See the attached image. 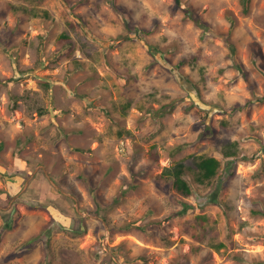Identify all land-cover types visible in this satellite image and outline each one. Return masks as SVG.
<instances>
[{"label":"rangeland","instance_id":"1","mask_svg":"<svg viewBox=\"0 0 264 264\" xmlns=\"http://www.w3.org/2000/svg\"><path fill=\"white\" fill-rule=\"evenodd\" d=\"M112 1L0 0V264H264V0Z\"/></svg>","mask_w":264,"mask_h":264},{"label":"trees","instance_id":"2","mask_svg":"<svg viewBox=\"0 0 264 264\" xmlns=\"http://www.w3.org/2000/svg\"><path fill=\"white\" fill-rule=\"evenodd\" d=\"M242 4L244 6L245 9H247L248 7V2L249 0H241ZM108 3L112 6L115 7V3L112 0H108ZM124 17H126L124 15ZM227 18L229 20H232V16L230 13L227 14ZM70 27H73L74 29V25L72 23H68ZM202 26H205L202 24ZM125 27L128 28V26L125 24ZM134 31L136 34L137 33H141V32H146L145 29H141V27L137 26V27H133ZM68 40H69V33L67 31H64L61 33V43L63 45H65L66 47L68 46ZM148 48L149 47H153L152 43H147ZM73 48L68 52L69 55L73 52ZM185 61H187V58H183L180 60V63H184ZM14 80L13 78H9ZM187 82H190L188 79H185ZM2 80L0 79V82ZM47 84V83H46ZM264 99V94L261 95V97H252L251 99L246 100L243 104L241 103H236L235 105H232L230 108V112H235L237 110H239L240 108L246 107L247 105H249L250 102H252L253 100H257L255 102H261V100ZM175 105V103H171L170 104V108H173V106ZM194 105V102L192 101L190 104L186 105L185 109L186 111L188 109H190L192 106ZM39 114H42L44 112H46V109L43 107H39L38 109ZM205 117V122L207 119V115H204ZM212 131V128L209 124H205V128L203 131H201V135L202 136H206L207 134H209ZM223 142L226 144L225 147L222 149V157L225 158V167H229L230 165L234 164V161H236L238 159V157L236 158V150H234V148L236 147V143L230 141L229 139H224ZM261 148L264 150V144L261 145ZM221 155L218 156L216 154H201V155H195L192 154L188 157V160L190 162V164L194 165V167L197 169L196 174H194V177L196 179H198L200 182H204V181H208L212 178H215V182H218L222 179L223 175H224V171L226 168H222L220 167L221 165ZM234 156V157H231ZM255 156V155H254ZM253 156V157H254ZM248 156L246 155H242L241 158L242 159H246ZM157 158V157H155ZM187 163L184 160H177L176 162H174L173 164L169 165V166H165L164 169L162 170L161 173L158 174L157 176V181H159L161 183V186H163L166 189H171L173 190L175 193H177L179 196L185 197L188 196L192 193L193 188H192V181L190 179H187L184 175L185 173V168H186ZM123 188V187H122ZM124 188L122 189L123 192ZM60 193V192H59ZM64 199L66 200H70L71 199L68 196H65L64 194L60 193ZM210 201H215L214 197L210 198ZM181 208L175 213V214H184L188 208L190 207V204L186 201H181ZM64 206H61V209ZM65 213V211H62ZM253 214H262L264 215V210L260 209V210H254L252 211ZM79 216V215H77ZM168 217H165L164 219H162V221H166ZM80 221V225L79 226H74L71 228H64V231L67 232L68 234H70L71 236H78L81 235L83 233H85L87 226L85 224V222H83L84 217L79 216ZM10 227L9 223H4L2 225V227L0 228V237L2 235V233L8 229ZM122 229H128L127 226L122 227ZM187 231H189L191 229V227H186L185 228ZM219 245H223V243H219Z\"/></svg>","mask_w":264,"mask_h":264}]
</instances>
